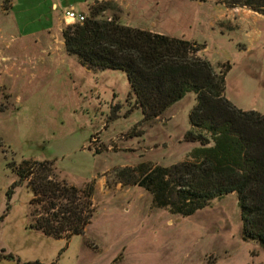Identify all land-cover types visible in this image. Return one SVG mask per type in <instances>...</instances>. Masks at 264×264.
Masks as SVG:
<instances>
[{"label":"rangeland","instance_id":"rangeland-1","mask_svg":"<svg viewBox=\"0 0 264 264\" xmlns=\"http://www.w3.org/2000/svg\"><path fill=\"white\" fill-rule=\"evenodd\" d=\"M12 1L0 0V216L6 213L0 252L21 262L1 264H264V246L244 238L236 192L183 216L133 183L149 168L193 160L199 143L185 134L196 93L145 120L126 72L90 69L67 51L62 33L68 20L61 30L13 33ZM14 1L23 32L45 27L53 15L51 0ZM99 2H109L104 14L122 24L198 40L200 55L226 71L227 98L264 113V17L249 18L262 34L253 50H244L233 24L238 17L223 15V0H95L90 7ZM37 175L93 187L94 215L82 234L56 238L30 226L43 205L30 182Z\"/></svg>","mask_w":264,"mask_h":264},{"label":"trees","instance_id":"trees-1","mask_svg":"<svg viewBox=\"0 0 264 264\" xmlns=\"http://www.w3.org/2000/svg\"><path fill=\"white\" fill-rule=\"evenodd\" d=\"M223 2L264 14V0ZM109 4L92 5L86 20L64 29L67 51L90 69L126 72L145 120L162 115L189 91L197 96L190 113L192 127L185 134L186 140L199 143L191 153L193 160L149 168L133 183L151 192L158 206L183 216L236 192L244 238L264 246V113L238 108L227 98L226 71H217L200 55L199 42L122 24L119 17L104 14ZM17 174L21 180L27 178L19 170ZM30 182L39 196L34 200L43 204L32 228L56 238L84 232L94 215L92 186L78 189L48 175H37ZM18 184L14 181L8 189V200ZM10 206L8 202L6 210ZM0 258L21 262L12 253L0 252Z\"/></svg>","mask_w":264,"mask_h":264},{"label":"crops","instance_id":"crops-1","mask_svg":"<svg viewBox=\"0 0 264 264\" xmlns=\"http://www.w3.org/2000/svg\"><path fill=\"white\" fill-rule=\"evenodd\" d=\"M95 0H68V3L66 4V0H51L50 6L52 8L53 11V15L52 17H48L47 16V25L45 27L33 30L31 32H23L18 24L17 18L15 15H13L12 9H13V5L15 4V1L13 0L8 9V17L10 18V23L11 26L13 28V33H16L17 35H19L20 37H27V36H34L40 33H44L46 31H50L51 29H62V25L63 23L65 24V20H68V24L73 23L70 19H68L65 16V12L69 9H75L76 11L80 12V13H84L87 14L88 13V9L90 7V5L92 3H94ZM205 1H199L200 4L204 3ZM224 8H225V12L223 15L228 14L229 18L232 17L233 19L237 20L238 17V21L237 23H233V24H237L234 26H237V31L238 33H240L241 36L244 37L243 40H241V46H244V50H253L252 48L255 46L256 43H259L261 40V30H259L258 28H256L255 25H252L250 23V17L251 15H258L260 17H264V14H261L259 12L253 11L251 9H248L246 7H234V8H228L225 6V3L222 2L220 3ZM64 7V8H63ZM60 9H63V11H61V13L59 12ZM7 11V10H5ZM49 22H51L49 24ZM256 22V21H255ZM153 30V29H150ZM157 32H161L162 31H158ZM222 33H224V31H221ZM193 41H197L198 40H193ZM205 52L207 51V46L205 49H203ZM206 55V54H205ZM3 259L0 258V264L1 261ZM5 262L7 261H13L14 260H9V259H5Z\"/></svg>","mask_w":264,"mask_h":264},{"label":"built area","instance_id":"built-area-1","mask_svg":"<svg viewBox=\"0 0 264 264\" xmlns=\"http://www.w3.org/2000/svg\"><path fill=\"white\" fill-rule=\"evenodd\" d=\"M65 16L74 22H82L86 20L87 16L84 13H80L75 9H69L65 12Z\"/></svg>","mask_w":264,"mask_h":264}]
</instances>
